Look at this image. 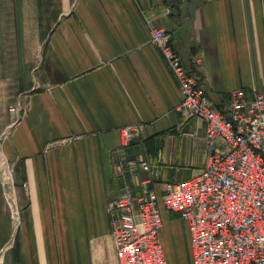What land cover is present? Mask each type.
Here are the masks:
<instances>
[{
  "label": "crops",
  "instance_id": "0c3cea01",
  "mask_svg": "<svg viewBox=\"0 0 264 264\" xmlns=\"http://www.w3.org/2000/svg\"><path fill=\"white\" fill-rule=\"evenodd\" d=\"M153 28L217 110L237 90L264 93V0H0V138L9 131L2 154L22 209L16 230L0 181V264H118L108 203L126 189L156 192L168 264L174 224L192 264L187 225L164 200L203 168L206 124L177 111ZM130 126L139 134L124 145Z\"/></svg>",
  "mask_w": 264,
  "mask_h": 264
},
{
  "label": "built area",
  "instance_id": "2783aa9c",
  "mask_svg": "<svg viewBox=\"0 0 264 264\" xmlns=\"http://www.w3.org/2000/svg\"><path fill=\"white\" fill-rule=\"evenodd\" d=\"M152 43L178 81L182 102L177 111L206 124L203 168L189 180L168 185L164 200V207L187 225L192 264H264V93L249 99L244 89L237 90L223 113L186 69L169 32L153 28ZM10 112L15 115L14 126L25 109L11 107ZM8 134L0 138V181L17 230L22 209L2 154ZM121 134L128 145L139 133L136 126H130ZM140 163L151 171L149 162L142 159ZM108 212L118 264H168L159 238L164 221L155 191L145 189L134 195L126 189L110 199Z\"/></svg>",
  "mask_w": 264,
  "mask_h": 264
},
{
  "label": "rangeland",
  "instance_id": "374dc122",
  "mask_svg": "<svg viewBox=\"0 0 264 264\" xmlns=\"http://www.w3.org/2000/svg\"><path fill=\"white\" fill-rule=\"evenodd\" d=\"M179 224H174L173 226L176 228H181L179 233L173 234V232L164 233L166 239L168 238L169 243L171 244L172 250H173V264H185L183 260H181L182 254L186 250L185 246V229L183 224H181V227L177 226ZM171 224L168 225L169 228L173 227ZM167 235V236H166Z\"/></svg>",
  "mask_w": 264,
  "mask_h": 264
},
{
  "label": "trees",
  "instance_id": "16d2710c",
  "mask_svg": "<svg viewBox=\"0 0 264 264\" xmlns=\"http://www.w3.org/2000/svg\"><path fill=\"white\" fill-rule=\"evenodd\" d=\"M190 72V71H189ZM190 74L192 75V76H194L195 77V75H193V73H191L190 72ZM201 84V83H200ZM207 94V93H206ZM152 141L153 142V144L155 145V143H156V140H155V137H152L151 139H149L148 141Z\"/></svg>",
  "mask_w": 264,
  "mask_h": 264
},
{
  "label": "water",
  "instance_id": "95a60500",
  "mask_svg": "<svg viewBox=\"0 0 264 264\" xmlns=\"http://www.w3.org/2000/svg\"><path fill=\"white\" fill-rule=\"evenodd\" d=\"M4 173H5V168L3 169Z\"/></svg>",
  "mask_w": 264,
  "mask_h": 264
}]
</instances>
